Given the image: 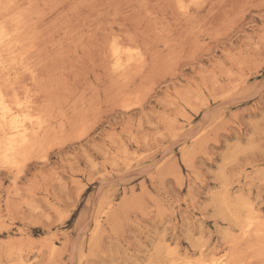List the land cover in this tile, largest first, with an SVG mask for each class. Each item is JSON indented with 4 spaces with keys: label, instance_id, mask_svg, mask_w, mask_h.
I'll return each instance as SVG.
<instances>
[{
    "label": "rangeland",
    "instance_id": "obj_1",
    "mask_svg": "<svg viewBox=\"0 0 264 264\" xmlns=\"http://www.w3.org/2000/svg\"><path fill=\"white\" fill-rule=\"evenodd\" d=\"M0 17V86L46 123L0 158V264H264V0H0Z\"/></svg>",
    "mask_w": 264,
    "mask_h": 264
},
{
    "label": "bare ground",
    "instance_id": "obj_2",
    "mask_svg": "<svg viewBox=\"0 0 264 264\" xmlns=\"http://www.w3.org/2000/svg\"><path fill=\"white\" fill-rule=\"evenodd\" d=\"M2 5V4H1ZM17 5V4H16ZM189 7V6H188ZM14 10V9H13ZM4 15V14H3ZM2 15V16H3ZM23 15V14H22ZM1 18V17H0ZM19 19V18H18ZM22 20V19H21ZM4 22V21H3ZM2 21L0 24V51L1 46H7L6 41L9 38V32L5 31V27L2 26ZM20 26V25H19ZM11 27V26H9ZM7 28V27H6ZM13 31V30H11ZM21 35V34H20ZM11 37V36H10ZM22 39V38H21ZM10 40L7 41L8 44H10ZM12 42V41H11ZM119 42V41H118ZM5 43V44H4ZM114 43V42H113ZM122 44V43H121ZM123 46V45H122ZM126 47V46H125ZM131 48V47H130ZM134 48V47H133ZM136 48V47H135ZM6 49V48H5ZM124 49V47H123ZM120 46V43H114L112 47V54L113 57H115L116 65L122 66L124 65L121 63V59L126 55L127 56V62L131 61L134 58L133 50L128 49L125 51ZM138 49V48H136ZM8 50V49H7ZM17 51V50H16ZM14 51V52H16ZM138 52V51H137ZM1 53V52H0ZM12 53V52H11ZM10 53V54H11ZM140 53V52H139ZM24 54V53H23ZM141 54V53H140ZM125 56V57H126ZM125 57L123 59H125ZM15 58V57H14ZM24 58V57H23ZM143 59V58H142ZM125 60V61H126ZM140 60V59H139ZM2 62V59L0 58V64ZM9 62V61H8ZM124 62V60H123ZM3 63V62H2ZM6 64V63H5ZM131 65V63H128ZM128 66V65H127ZM125 66V67H127ZM11 67V66H10ZM23 68V67H22ZM27 70V69H26ZM131 70V69H130ZM128 71V70H127ZM6 72V71H5ZM31 73V72H30ZM20 77V76H19ZM18 78V77H17ZM18 81V79H17ZM14 83V82H13ZM1 85V84H0ZM14 85V84H12ZM17 85V84H16ZM5 87V86H3ZM9 87V86H8ZM18 87V86H17ZM6 88V87H5ZM5 88H2L0 86V158L3 159L6 163L16 165L18 163L19 157L24 154L26 149L32 148L34 137L39 134L40 130L43 128V126L46 124L44 120V116L39 113L29 112L28 108L30 109L31 106H27V110H25V106L22 104V100H17L14 102L13 100H10L11 98L7 95L8 90H4ZM23 88V87H22ZM10 89V88H9ZM30 90V87H29ZM36 91V90H35ZM25 92V91H24ZM33 93V91H31ZM9 93V92H8ZM16 93V92H15ZM37 94V93H36ZM17 95V94H16ZM35 95V94H34ZM18 96V95H17ZM37 96V95H36ZM35 96V97H36ZM10 98V99H9ZM13 101V102H12ZM24 103V102H23ZM33 106V105H32ZM35 106V105H34ZM33 108V107H32ZM36 108V106H35ZM38 109V108H37ZM48 109V108H47ZM32 110V109H30ZM28 111V112H27ZM33 111V110H32ZM46 111V110H45ZM48 112V110H47ZM45 115V114H44ZM48 117V116H47ZM49 119V118H48ZM45 123V124H44ZM45 128V127H44ZM39 138V137H38ZM47 141V140H46ZM30 152V151H29ZM24 156V155H23ZM3 161V162H4ZM20 161V160H19ZM8 165V164H7ZM224 204H226L224 202ZM239 208L238 205L234 207V216L238 217V211ZM228 210V211H229ZM251 217V216H250ZM252 217L250 222L247 221V228L251 225L253 222H256V220L252 221ZM242 220V219H240ZM260 220V219H259ZM260 226V225H259ZM261 231V230H260ZM262 234V233H261ZM263 236V235H262ZM260 244V243H259ZM199 259V258H198ZM263 259V258H262ZM226 261V260H225ZM192 262V261H191ZM186 263V262H185ZM213 262H208L206 264H212ZM188 264V263H187ZM194 264H205V263H194Z\"/></svg>",
    "mask_w": 264,
    "mask_h": 264
}]
</instances>
